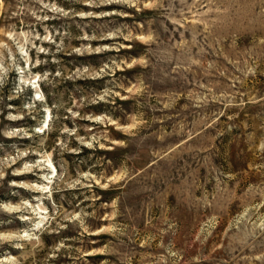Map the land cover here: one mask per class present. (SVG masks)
<instances>
[{"label": "rangeland", "instance_id": "obj_1", "mask_svg": "<svg viewBox=\"0 0 264 264\" xmlns=\"http://www.w3.org/2000/svg\"><path fill=\"white\" fill-rule=\"evenodd\" d=\"M0 264H264V0H0Z\"/></svg>", "mask_w": 264, "mask_h": 264}]
</instances>
